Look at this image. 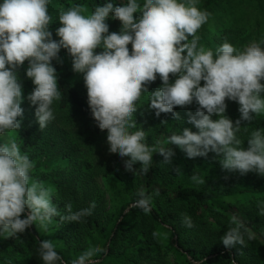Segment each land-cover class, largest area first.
Segmentation results:
<instances>
[{
	"label": "clouds",
	"instance_id": "1",
	"mask_svg": "<svg viewBox=\"0 0 264 264\" xmlns=\"http://www.w3.org/2000/svg\"><path fill=\"white\" fill-rule=\"evenodd\" d=\"M49 3L0 0V137L21 128L25 97L18 69L25 62L24 75L34 85L27 100L35 106L39 128L55 119L52 106L61 99V91L53 62L63 63L60 52L65 49L72 58V71L83 76L98 128L107 130L109 152L130 158L124 161L126 171L135 173L133 166L139 162L146 175L154 153L164 157V164H170L175 155L170 147L157 150L148 145L146 132L133 118L137 102L149 93L147 85L159 76L162 84L151 93L149 105L157 117L172 113L180 119L175 107L198 105L187 121L196 131L183 128L168 137V144L177 146L188 158L212 152L221 157L223 169L264 176V130L251 134L247 148L237 136L241 121L264 115V40L242 51L229 42L215 52L206 49L197 32L209 13L197 6L199 0H123L119 5L108 0L91 12L77 4L60 13V26L55 29L58 39H53ZM109 19L120 21L119 32L109 31ZM170 74L174 79L170 80ZM226 100L239 105L241 116L235 123L225 115ZM34 167L14 140L0 139V237H16L33 225L47 230L53 218L61 215L52 201V189L33 179ZM191 179L205 183L197 175ZM158 195V189L151 194L142 189L132 207L148 214L153 197ZM94 208L93 202L73 211L68 203L61 219L79 222ZM260 214L264 215V202ZM182 222L188 228L194 226L187 215ZM244 227L234 216L232 226L220 238L223 245L228 249L244 245ZM248 238H252L250 231ZM103 251L99 246L89 247L71 264H99L94 257ZM39 255L43 264H63L51 240L40 241Z\"/></svg>",
	"mask_w": 264,
	"mask_h": 264
},
{
	"label": "trees",
	"instance_id": "2",
	"mask_svg": "<svg viewBox=\"0 0 264 264\" xmlns=\"http://www.w3.org/2000/svg\"><path fill=\"white\" fill-rule=\"evenodd\" d=\"M106 2L50 0L53 39H58L55 29L60 26L62 11L80 4L91 12ZM113 2L119 5L123 0ZM197 6L209 13L207 22L197 32L199 43L206 49L215 52L229 42L242 51L248 42L264 40V0H199ZM107 23L110 32H119V20L109 19ZM131 48L130 43V51ZM60 56L62 64L53 62L61 91V99L52 106L55 119L44 129L39 128L35 106L27 100L34 85L24 75L25 62L18 69L25 97L21 128L0 139L14 140L22 154L34 162L33 179L52 189V201L61 215L53 218L47 230L33 225L16 237H0V264H43L39 244L45 239L55 244L63 264H71L93 246L104 250L94 257L99 264H264V215L260 214L264 176L254 171L241 174L223 169L221 157L212 152L206 157L188 158L167 142L170 135L183 128L196 131L187 121L188 114H194L198 105L193 102L183 108L175 107L173 111L180 119L172 113L157 117L149 105L151 93L162 81L157 76L147 85L149 93L137 102L133 118L137 127L146 132L148 145L157 150L170 147L175 155L170 164H164V157L154 153L153 165L146 175L140 171L139 162L133 166L135 173L126 171L124 161L130 158L109 152L107 130L101 131L91 114L82 74L72 71V58L65 49H61ZM171 79L174 78L170 74ZM226 104L225 115L235 123L241 116L239 105L228 100ZM256 130H264L263 118L241 121L237 134L241 146L247 148V140ZM193 175L205 183H194ZM142 189L147 194L159 190L148 214L132 207ZM93 202L92 214L81 221L61 219L66 215V204L71 203L76 211ZM185 215L191 217L192 228L183 224ZM234 216L245 226V243L228 249L220 238L232 226Z\"/></svg>",
	"mask_w": 264,
	"mask_h": 264
},
{
	"label": "rangeland",
	"instance_id": "3",
	"mask_svg": "<svg viewBox=\"0 0 264 264\" xmlns=\"http://www.w3.org/2000/svg\"><path fill=\"white\" fill-rule=\"evenodd\" d=\"M252 43H254V41H250V42H248L247 45H246V47L249 46V45L252 44ZM246 47H244V48H246ZM244 48H243V49H244ZM203 83H204V82L202 81V82H201V85H203ZM256 117H259V118H263V119H264V115L255 116L254 118H256ZM97 185H98L99 188L102 189V185L100 184V182H99V184H97Z\"/></svg>",
	"mask_w": 264,
	"mask_h": 264
}]
</instances>
